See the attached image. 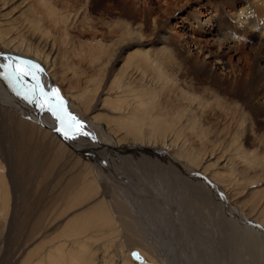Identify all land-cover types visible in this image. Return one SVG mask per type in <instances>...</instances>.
<instances>
[{
  "label": "rangeland",
  "instance_id": "374dc122",
  "mask_svg": "<svg viewBox=\"0 0 264 264\" xmlns=\"http://www.w3.org/2000/svg\"><path fill=\"white\" fill-rule=\"evenodd\" d=\"M75 2L78 5L76 11L73 15H66L65 18V20L70 19L71 27H66L59 15H57L58 23L53 21L48 26L52 42L58 49L59 58L55 62L50 79L44 78L43 84L47 86L50 84L49 88L59 89L67 111L79 115L78 120L88 114L98 116V122L94 125L81 120L83 131L90 137L101 140L104 135L105 138V135L109 133L101 130L98 125L105 128L106 125H111L112 130L109 132L113 143L119 140L128 145L123 146V150L117 153H107L104 156H102L103 153H97L95 154L98 157L96 160L95 155L90 154L85 158L84 153L78 154L65 143L64 146L67 149L60 153V147H64L57 135L46 126L37 125L38 128L34 127L33 132L36 138L29 141L28 148L31 145L33 147L37 145L38 148L40 146L39 156L42 167L38 170H28L26 175L30 178L22 180L21 174L16 172L18 166L14 153L25 140L19 134L16 135L17 130L5 127L0 115V160L5 164L6 170L3 175L10 197L8 209L1 210L3 208L0 204V253L1 249L7 245L5 244L7 241L3 240L1 235L3 231L7 234L11 228L12 244L10 247L18 258L20 256L19 259L26 250L37 243L48 242L57 231L61 230V224L65 223L74 213L71 211L62 218L58 217L63 204L62 194L68 188L67 183L72 181L75 174L83 178L81 179L83 181L90 177L88 174L93 175L94 171L97 176L98 191L96 190L97 194L94 199L81 206V210L92 204L94 200L102 198L111 206L117 221V225L114 224L116 233L102 236L103 238L95 237L91 241L95 249H99L100 254L105 253L107 249V247L104 249V244H109L106 253L112 257V264H118L120 256L123 255L121 249L129 251L136 247L143 248L155 257L159 264H264L263 233L261 234L260 230L255 228L256 223L264 226L262 223L264 205L258 207L259 203H263L264 198V114L257 115L252 106L243 105L244 101L240 103L234 93L230 94L231 71L222 74L221 70H211L209 62H213L214 59H204L202 54L203 67L194 75L187 77L189 79H187V87L191 92L198 94H204L203 89H207V98L212 100V104L216 106H213L215 109L211 112L214 116L211 121L206 119L205 122V116L197 115L198 122L192 126L189 122L191 110L190 108L187 111L184 110L183 119L188 121V126L180 137L181 139H176L178 145L175 147V150H178L180 143L186 141L184 145L188 148L187 151L200 155L199 157H206L214 148L218 151H216L218 155L221 152L225 154L223 159H226V156L230 158L229 155L232 154L229 166L236 167L231 174H228L230 177L226 175L228 171L220 170L216 165L211 167L212 172L220 170L224 173L217 177L218 180L215 179L218 186L223 189V193L213 189L211 182L210 187H206L208 184H205L206 181L204 182L202 178L192 180L178 168L164 165L163 159L147 148L140 149L138 145L131 143L132 141L119 137L126 131L120 129L116 121L120 117L119 112L126 111L121 110L120 107L127 106L128 102L134 101L133 97L140 93L142 88L141 83L134 78H127L126 75L124 77L121 75L119 78L114 77L123 61L114 67L110 60L121 45L127 46V53L153 48L155 46L153 39L157 37L158 32L157 25L154 26V17L159 20L160 25L166 26L165 28L173 26L177 21L179 25V21L187 16V11L196 3L191 5L171 0H137V4L131 7L124 0H74ZM177 31L183 32V30ZM258 38V35L249 38L245 43L246 49L261 48L263 41L260 42ZM186 40L188 42L184 45L186 48L184 51L173 48L175 49L173 58L177 62H186L188 58L185 56L188 51L194 56L199 55L190 37ZM100 46H104L105 50L101 55H97L96 48ZM126 52L123 56L127 54ZM247 53L248 57L250 56V67L246 69L256 76L257 81L264 82V75L259 71L261 67L259 64L264 62L263 50L261 49L256 59H253L254 52ZM241 56L238 62L236 59L233 60L236 63V69L245 66L244 57ZM5 71L6 69L0 68V87L2 85L10 87V92L5 93L7 98L30 103L24 100L22 95H17V92L28 95L31 86L25 83V80L18 82L20 86L15 84L13 87L10 86L9 79L3 80L1 75ZM119 86H127L131 90L127 99L117 106L115 98L119 95L117 94ZM178 98L177 94L171 92L160 95L163 113L172 118L174 122H178L181 117ZM231 99L238 101L241 104L239 107L243 106V109L240 107L242 115H236V120H240L244 114L243 123L230 124L232 115L226 110L228 109L227 103ZM199 121L202 122V129L198 128ZM226 125L228 129H225ZM256 134L263 135L262 139L257 137V140L253 142ZM69 135L71 136V133ZM86 138L87 135H78L72 138V144L80 145V148L86 150L83 145L86 143ZM7 145H10V148ZM166 148L160 149L170 154L171 152ZM255 150L260 154L258 157L252 155ZM6 155L11 157L12 163ZM100 155L102 157H99ZM248 155L251 156L246 159ZM52 159L56 162L54 171L43 175L44 169L47 168L44 164L51 162ZM82 172L84 176L79 174ZM251 176H254V181L250 179ZM138 186L142 187L141 194H138ZM196 186H202L203 189L196 188ZM71 188V191L75 190L73 185ZM14 190L17 193H23L24 197L22 196L19 200L20 204L17 203L16 195H13ZM132 194L138 200L140 199L139 201L144 206L140 208V204H134L135 209L139 211L137 214L129 206ZM120 202L125 204V210L120 209ZM140 212H142V216H139L141 219L144 218L148 223L149 221L153 223L151 228H145L142 225L145 222L138 217ZM15 215L23 216L24 220L18 223L17 219L11 226L10 221L13 218L16 219ZM38 218H43V221L40 223L41 229L36 231L33 222H36ZM15 223L19 227H16ZM45 249V247L39 249L37 256L45 255Z\"/></svg>",
  "mask_w": 264,
  "mask_h": 264
},
{
  "label": "bare ground",
  "instance_id": "6f19581e",
  "mask_svg": "<svg viewBox=\"0 0 264 264\" xmlns=\"http://www.w3.org/2000/svg\"><path fill=\"white\" fill-rule=\"evenodd\" d=\"M171 1L185 2L190 3L191 5L195 2L196 4L187 11V16L179 21V25L177 21L173 26L165 28L166 26L160 25L159 20L154 17V26L157 25L158 32L157 37L153 39L155 44L153 48L129 51L127 53V46L121 45L118 52L114 54L113 58L110 60V63L114 67L118 65L120 61H123L115 72L114 77L119 78L121 75L123 77L126 75L127 78H134L141 83L142 88L141 92L133 97L134 101L128 102L127 106L124 105L120 107L121 110L123 109L126 111L119 112L120 117H118L116 121L118 122L119 128L125 129L126 131L120 134L119 137H125V139L132 141L131 143L138 145L140 149L147 148V150H150L156 156L161 157L164 161V165L178 168L192 180L202 178L204 182L206 181L205 184H208L206 187H210L211 182V184H213V189L223 193V189L218 186L215 179H217L220 174H224L220 170L228 171L229 173H225L226 175L231 174L234 170L236 166H229L232 154L229 155L230 158L226 156V159H228L226 160L225 158H222L225 154L221 152L222 155H218V151L214 148L210 150L211 152H209L206 157H199L200 155L192 154L187 151L188 148L184 145L186 142L184 141V138H182L184 139V143L181 142V145L178 146V150H175L176 145H178L176 139L184 134L183 132L188 126V121L183 119V111H187L190 108L191 118L189 119V122H191L192 126H195L198 122V116H205V122L206 119L211 121L212 116H214L211 115V112L216 107L214 103L212 104V100L210 101L207 98L208 96H206V93L208 94V92L206 88L203 89L205 92L204 94H198L197 92H191L188 90V78L191 74L194 75V73L203 67L202 54L204 59H214L213 62H209L211 64V70H221L220 73L222 74H225L226 72L229 73L230 71V73H232L231 80L229 81L230 94L234 93L236 99L238 98L240 103L244 101L243 105L252 106L254 108L253 111H255L257 115L264 114V82L260 83L257 81L256 76L250 70L246 69L250 67V56L248 57L247 52L255 53L253 59L259 57L261 49L264 52V0ZM124 2L128 3L131 7L137 4V0H124ZM77 6L78 5L76 2L74 3V0H0V64L3 65L8 63L4 57H20L23 60H31L38 64L42 69L40 72L42 75L38 74L41 86L46 92L51 91L52 88H49L50 84H48V86L45 83L43 84V79H50V74L52 73L55 62L59 56L58 49L52 42L48 26H50L53 21H57L58 23L57 15H59V17L63 19L66 27H71L70 19L65 20V18L66 15H73ZM10 7L12 8L8 10ZM241 13L244 15L241 16ZM62 15H64V17ZM177 30H183V32ZM256 35L259 36L258 39H260V42L261 40L263 41L261 43V48L253 47L251 50H247L245 43H247L249 38ZM188 37H190L194 48L198 50L199 55L194 56L188 51L185 56L188 60L186 62H177V60L173 58V52L175 50H173V48L184 51L186 49L184 45L188 42L186 40ZM96 50L97 55H101L104 52L105 47L100 46L97 47ZM125 52L127 54L123 56ZM241 55L244 57L245 66L236 69V63L233 60L236 59L238 62L242 58ZM259 66H261L259 71L264 75V62L261 65L259 64ZM4 79L3 76V80ZM9 81L10 86L12 87L13 84L20 86L15 80L9 79ZM26 82L31 88L35 85V81L31 77H26L25 83ZM119 88L120 89L117 92L119 95L115 98L117 106L127 99L128 93L131 90V88H128L127 86H119ZM6 92H10V87L2 85V87H0V115L3 118L4 126L17 130L15 131L16 135L19 134V136L25 140L21 142L20 148L14 153L18 166L16 172L17 174H21L20 176L22 180H28L30 178L26 175L28 170H38V168L42 167V165H40L39 156L40 146L38 148L37 145L35 147L31 145L32 147L30 146L28 148V144H30L29 141L36 138L35 135H33V132L36 127L38 128L37 125L46 126L57 135L61 141L60 143H62L64 147H60L59 152L67 149H65V143L66 146L68 145L78 154L84 153L85 155L83 156H85V158L90 156V154L94 156L97 153H103L102 156H104L107 155V153H117L120 150H123V146L128 145V143L119 140H115L113 143V138L110 136L109 132L112 130V128H110L111 125H106V128L102 125H98L101 130L108 132L109 135H105V138L103 135L102 139L104 142H101L103 141L101 138V140H98L93 136L90 137L87 135V138L85 139L86 143L83 144L86 150H83L79 147L80 145L72 144V138L65 139L61 132L56 130L60 125L50 112H47L46 109H41L36 103H26L23 100H10L7 98L5 94ZM167 92L179 96L178 106L181 109V117L178 122H174L172 118L167 117L162 111L163 104L160 102V95L162 93L167 94ZM121 93H123V95ZM214 100L217 99L214 98ZM238 101L231 99V101L227 103L228 109L226 111L227 113L231 112L232 115L230 124L236 122L243 123L245 121L244 114L242 117L243 119L236 120V115H242L241 108L243 109V106H240L241 108L239 107L241 104ZM73 115L76 117L79 116L75 114ZM79 119L80 121L87 122V124L91 122L93 125L98 122L97 115L91 116L88 114ZM198 128L202 129L201 121H199ZM225 129H228L227 125L225 126ZM262 136L263 135H257L252 141L255 142L257 137L262 139ZM74 141L76 140L74 139ZM7 146L10 148V145ZM6 148L8 149V147ZM160 148L169 149L171 153H165L164 150ZM252 155L258 157L260 154L255 150ZM102 156L100 155L99 157ZM250 156L251 155H248L246 159H249ZM6 157L11 163L13 162L9 155H6ZM214 157H216L215 161L212 162ZM94 159L96 160L98 157L96 156ZM203 160H205V162ZM207 162L208 165H206ZM55 163V159H52L51 162L45 163L44 165H47V168L46 170L44 169L43 175L54 171L53 168ZM215 165L220 170L212 172L211 167H214ZM9 168L11 169V167ZM209 168L211 172L209 171ZM5 170L4 162L0 160V204L3 208L1 210L3 211L8 209L10 199L3 175ZM79 174L83 175L84 172ZM88 176L90 177L81 181L83 178H80L78 174H75V178L73 177L74 179L72 178V181L67 183L66 186L68 188H66L62 194L63 204L58 213V217L62 218L65 214L71 211L74 213L65 223L61 224V230L57 231L48 242L37 243V245L26 250L25 254L22 255V258L19 259L20 256L18 258L16 253H14L10 247L12 244L10 236L12 234V228L8 230L7 234H4L3 231L1 236L3 240L7 241L5 243L7 245L5 248L3 247L1 249L0 264H112V257L108 256L106 253L109 244H104V249H106V247L107 249L105 250V253L102 252V254H100L99 249H95L96 247L92 245L93 241L91 240L95 239V237L101 238L102 236L111 235L114 232L116 233L114 224L116 223L117 225V221L111 210V206L103 200V198L100 200H94L92 204L87 205V207L81 210V206L94 199V196H96L98 191L97 176L94 171L93 175L88 174ZM250 179L253 181L255 180L254 176H251ZM71 185L75 187L74 191H71ZM197 185L200 186V184ZM196 188H202V186H196ZM138 190V194H141L142 187L138 186ZM14 191L13 195H16L17 203L20 204L19 200L22 198L23 193L21 194ZM130 197L131 201L129 202V206L132 207L137 214L139 211L135 209L136 207L134 204H140V208H144V206H142V202L139 201L140 199L138 200L135 195ZM260 205H264V198L263 203H259L258 207ZM120 209H126L123 202H120ZM263 210L264 208L262 211ZM262 211L261 213H263ZM139 216H142V212L138 214V217ZM15 217L16 219L13 218V220L10 221L11 226L17 221V219L18 223L23 219V216L19 217L18 215H15ZM149 219L151 220V217ZM140 220L145 222L142 223L145 228H151L153 223L150 221L148 223L144 218H140ZM41 221H43V218H38L36 219V222H33L36 224L33 226L36 231L41 229ZM263 221L264 220H262V223H264ZM253 223L256 222L253 221ZM255 225V228H257L258 231L260 230V233H263L261 234L264 243V226L258 223ZM17 226L18 225L16 224V227ZM21 226L22 225L20 224V227ZM127 229L129 228L127 227ZM44 247L46 248L45 255L37 256L39 249ZM134 251L137 252L140 258L134 257ZM121 252L123 255L122 257L120 256L118 264H159L155 257L151 256L140 247L130 249L129 251H122L121 249Z\"/></svg>",
  "mask_w": 264,
  "mask_h": 264
},
{
  "label": "snow or ice",
  "instance_id": "6c2138e0",
  "mask_svg": "<svg viewBox=\"0 0 264 264\" xmlns=\"http://www.w3.org/2000/svg\"><path fill=\"white\" fill-rule=\"evenodd\" d=\"M4 59L8 61V63L0 65V68L6 69L2 73L4 78L20 82L24 81L26 77H31L35 81V85L28 90L29 94L17 92V95H22L30 103H36L41 109L50 112L60 125L56 130L61 132L65 139L75 138L78 135H88L83 131L82 122L67 111L64 98L59 94V89L46 92L41 86L38 73L42 69L38 64L31 60H23L20 57H4Z\"/></svg>",
  "mask_w": 264,
  "mask_h": 264
},
{
  "label": "water",
  "instance_id": "95a60500",
  "mask_svg": "<svg viewBox=\"0 0 264 264\" xmlns=\"http://www.w3.org/2000/svg\"><path fill=\"white\" fill-rule=\"evenodd\" d=\"M133 255H134L135 258H140L139 255H137L136 251L133 252Z\"/></svg>",
  "mask_w": 264,
  "mask_h": 264
},
{
  "label": "clouds",
  "instance_id": "9594fccd",
  "mask_svg": "<svg viewBox=\"0 0 264 264\" xmlns=\"http://www.w3.org/2000/svg\"><path fill=\"white\" fill-rule=\"evenodd\" d=\"M240 15H241V16H243L244 14H243V13H241Z\"/></svg>",
  "mask_w": 264,
  "mask_h": 264
}]
</instances>
